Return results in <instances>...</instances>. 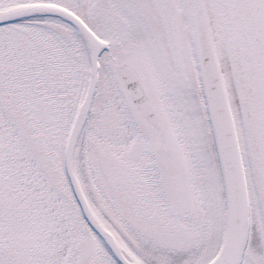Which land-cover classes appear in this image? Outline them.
Returning a JSON list of instances; mask_svg holds the SVG:
<instances>
[{
    "label": "snow or ice",
    "instance_id": "obj_1",
    "mask_svg": "<svg viewBox=\"0 0 264 264\" xmlns=\"http://www.w3.org/2000/svg\"><path fill=\"white\" fill-rule=\"evenodd\" d=\"M0 264H264V0H0Z\"/></svg>",
    "mask_w": 264,
    "mask_h": 264
}]
</instances>
